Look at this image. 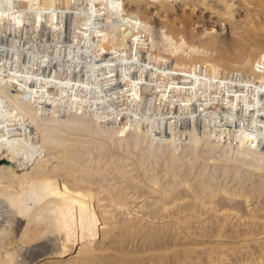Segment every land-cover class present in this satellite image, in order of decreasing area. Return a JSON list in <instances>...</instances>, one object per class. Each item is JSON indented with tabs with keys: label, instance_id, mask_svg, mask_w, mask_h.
I'll return each mask as SVG.
<instances>
[{
	"label": "bare ground",
	"instance_id": "obj_1",
	"mask_svg": "<svg viewBox=\"0 0 264 264\" xmlns=\"http://www.w3.org/2000/svg\"><path fill=\"white\" fill-rule=\"evenodd\" d=\"M231 250L264 264V0H0V264Z\"/></svg>",
	"mask_w": 264,
	"mask_h": 264
},
{
	"label": "rangeland",
	"instance_id": "obj_2",
	"mask_svg": "<svg viewBox=\"0 0 264 264\" xmlns=\"http://www.w3.org/2000/svg\"><path fill=\"white\" fill-rule=\"evenodd\" d=\"M206 14H207L208 17H206L205 27L214 24V23H212V21L215 20V17H212V18H211V16H209L208 12H206ZM213 18H214V19H213ZM210 19H212L211 22L209 21ZM207 20H208V21H207ZM206 25H207V26H206ZM230 247H231V245H230ZM239 248H240V247H239ZM235 250H236L235 253L239 252V251H237V250H238V247H237V249H235ZM243 252H245V251L243 250V251L237 253V255H236V254H235V255H236L237 257H240V256H238V255L241 254V253H243ZM231 254L234 255L233 252H232V250L229 251V257H231V259H232V258H233V259H232V260L229 259V260L231 261V264H232V263L234 264V263H235V259H237V257L235 256V257H236V258H235V257H233ZM230 255H231V256H230ZM234 258H235V259H234ZM233 260H234V261H233ZM204 261H205V260H203V262H204Z\"/></svg>",
	"mask_w": 264,
	"mask_h": 264
}]
</instances>
